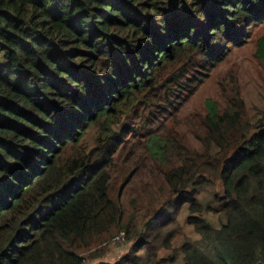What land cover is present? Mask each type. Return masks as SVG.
I'll list each match as a JSON object with an SVG mask.
<instances>
[{
  "label": "trees",
  "instance_id": "1",
  "mask_svg": "<svg viewBox=\"0 0 264 264\" xmlns=\"http://www.w3.org/2000/svg\"><path fill=\"white\" fill-rule=\"evenodd\" d=\"M262 22L264 0H0V264H169L154 245L182 211L204 236L186 264L264 262V107L206 99L200 149L164 129ZM209 211L219 230L194 215ZM116 235L126 250L108 261Z\"/></svg>",
  "mask_w": 264,
  "mask_h": 264
},
{
  "label": "rangeland",
  "instance_id": "2",
  "mask_svg": "<svg viewBox=\"0 0 264 264\" xmlns=\"http://www.w3.org/2000/svg\"><path fill=\"white\" fill-rule=\"evenodd\" d=\"M244 36H249L247 44L240 48L236 45H226L227 50L224 51V59L205 70H201V73L197 75L198 80L195 81L197 85L192 94L180 106L181 110L177 114V119L171 117L166 121L164 129H173L172 134L170 133L172 136L179 140L185 133L189 143L200 149L201 144L194 132L202 128L201 114L205 112L206 99H212L220 109L224 110L229 108L226 103L228 96L235 91L243 99L248 113H260L264 107V61L257 56L256 42L258 39L264 38V22L256 23L248 33L244 30L240 38ZM121 126L120 123L116 127ZM87 143L92 145V138L87 139ZM132 143L134 142L132 141ZM127 150H131L133 156L138 158L140 152L138 145L129 146ZM138 185L134 184L131 188L127 187V190L134 193L133 190ZM161 188L162 184L160 183L155 186L157 190ZM213 190H215V185L208 181L206 191L202 192L201 190L200 192L201 198L209 200L210 192ZM122 200V207L125 211L131 206L135 212V205L139 203L136 198H123ZM158 206L159 204L154 203L145 206L140 212L141 216L138 217L144 221V214L151 212L152 208ZM104 247L105 249L108 248L105 254V259L108 261L126 250V244L123 240L116 243L113 238ZM92 254L95 252L88 255Z\"/></svg>",
  "mask_w": 264,
  "mask_h": 264
},
{
  "label": "clouds",
  "instance_id": "3",
  "mask_svg": "<svg viewBox=\"0 0 264 264\" xmlns=\"http://www.w3.org/2000/svg\"><path fill=\"white\" fill-rule=\"evenodd\" d=\"M197 200L201 197L197 196ZM189 213L182 211L181 214L177 216V223L179 225V233L175 235L170 241V247L165 248L157 243L154 245L155 248V259L156 261L164 260L167 257L174 256V259L169 262V264H186V255L182 250V245L184 243H189L195 245L201 242L204 238L203 233L197 230V226L194 223H186V219ZM194 215L200 216L207 224L215 227L219 230V224L216 223L218 216L221 214L213 213L211 211L204 214L194 213ZM264 264V262H261Z\"/></svg>",
  "mask_w": 264,
  "mask_h": 264
},
{
  "label": "built area",
  "instance_id": "4",
  "mask_svg": "<svg viewBox=\"0 0 264 264\" xmlns=\"http://www.w3.org/2000/svg\"><path fill=\"white\" fill-rule=\"evenodd\" d=\"M124 240V237L122 235H116L113 237V241L118 243L120 241Z\"/></svg>",
  "mask_w": 264,
  "mask_h": 264
}]
</instances>
